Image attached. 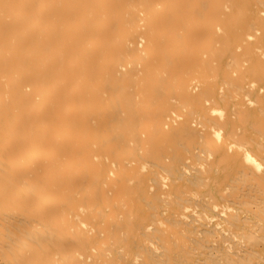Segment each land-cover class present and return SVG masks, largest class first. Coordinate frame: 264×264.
Returning a JSON list of instances; mask_svg holds the SVG:
<instances>
[{"label": "bare ground", "instance_id": "6f19581e", "mask_svg": "<svg viewBox=\"0 0 264 264\" xmlns=\"http://www.w3.org/2000/svg\"><path fill=\"white\" fill-rule=\"evenodd\" d=\"M0 264H264V0H0Z\"/></svg>", "mask_w": 264, "mask_h": 264}]
</instances>
